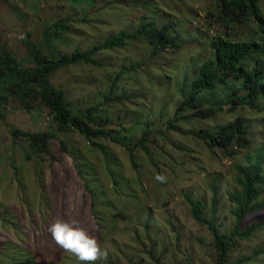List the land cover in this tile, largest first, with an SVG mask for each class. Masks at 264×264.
<instances>
[{
  "label": "rangeland",
  "instance_id": "obj_1",
  "mask_svg": "<svg viewBox=\"0 0 264 264\" xmlns=\"http://www.w3.org/2000/svg\"><path fill=\"white\" fill-rule=\"evenodd\" d=\"M212 11L216 0H0V45L20 59L28 53L26 39L41 42L45 25L66 17L71 30L53 39L60 53L88 49L152 19L171 23L183 41L179 51L154 56L147 41L134 40L99 52V66L75 63L51 74V84L64 90L71 104L98 106L112 134L120 132L122 145L112 139L117 134L96 140L100 149L78 131L59 132L42 105L28 110L10 95L0 105V264H14L21 251L31 264H79L47 231L58 219H75L95 237L106 254L96 264H215L213 235L194 218L189 199L201 200L210 219L216 187V225L221 233L231 232L239 166L264 153V108L230 110L226 104L211 118H196L197 109L187 108L170 123L181 109L185 76L191 79L209 59L214 37L228 30L229 37L254 33L262 40L256 24L223 26L209 17ZM133 64L138 67L131 70ZM112 95L122 98H106ZM259 103L264 107V99ZM240 115L251 122L253 142L237 153L209 146L194 134L220 129ZM14 128L56 130L55 158L34 151L28 140L13 135ZM157 174L165 177L163 185L154 180ZM261 190L256 207L264 201V185ZM255 221L263 223L239 240L233 263L264 264V252L254 254L264 249V209L245 219Z\"/></svg>",
  "mask_w": 264,
  "mask_h": 264
},
{
  "label": "trees",
  "instance_id": "obj_2",
  "mask_svg": "<svg viewBox=\"0 0 264 264\" xmlns=\"http://www.w3.org/2000/svg\"><path fill=\"white\" fill-rule=\"evenodd\" d=\"M208 15L215 22L227 27L233 24L254 23L256 24L254 31L262 40L256 39L254 33H247L245 39L229 37L228 30L224 36L214 37L209 59L201 64L197 74L191 79L188 74L185 76L181 88L184 97L180 104L181 109L170 123L178 121L179 114L187 108L197 109L193 114L196 118L216 116L217 112L224 110L226 104L230 106V110L249 107L261 111L264 108L259 103V99H264V11L261 8V0H216V11ZM70 20L66 17L46 24L42 29L41 42L26 39L28 53L24 59L18 58L11 50L0 45V105L7 103L10 95L28 110L35 108L37 104L45 106L55 120L57 131L64 133L78 131L85 136L92 147L103 149L104 146L96 140L117 134L112 137L117 141L120 132L115 131L112 134L109 123L107 119L105 121L102 119L99 113L102 110L98 106L90 105L83 108L71 104L67 100L66 92L51 84V74L60 67L75 63L99 66L100 63L96 58L99 52L124 47L130 41H147L154 56L168 49L179 51L183 41L172 29L171 23L160 24L152 19L131 31L122 30L111 34L103 42L88 49L78 48L72 53H60L53 39L62 32L71 30ZM138 66L133 64L129 68L134 70ZM121 75V72L117 73L111 88L112 92ZM106 98L119 100L122 97L112 95ZM246 120L240 115L220 129L202 128L194 134L207 145L234 154L239 149L250 147L253 142L249 135L251 122L247 123ZM12 132L14 136L28 140L34 151L55 158L51 143L57 136L56 130L33 133L14 128ZM117 142L122 145L121 141ZM60 144L62 150H68L64 140H61ZM131 158L133 159V155ZM263 163L264 153H261L260 156H249V162L239 166L240 173L236 180L240 191L232 195L237 205L234 211L236 224L229 234L221 233L216 225L218 201L216 187H213V210L210 219L205 216L207 207L201 200L189 199L194 218L201 225H207L213 235L215 264H238L239 262L231 261L233 248L239 245L240 239L249 238L263 223L258 221L252 224L245 223L248 215L264 209V201L257 207L253 204L261 195V187L264 185ZM21 252L14 264H31L24 251ZM263 252L264 249L256 250L254 254L256 256Z\"/></svg>",
  "mask_w": 264,
  "mask_h": 264
},
{
  "label": "clouds",
  "instance_id": "obj_3",
  "mask_svg": "<svg viewBox=\"0 0 264 264\" xmlns=\"http://www.w3.org/2000/svg\"><path fill=\"white\" fill-rule=\"evenodd\" d=\"M154 180L161 185L166 182L160 174L155 175ZM47 231L55 244L72 254L79 264H96L106 255L95 237L81 228L75 219H58L47 226Z\"/></svg>",
  "mask_w": 264,
  "mask_h": 264
}]
</instances>
